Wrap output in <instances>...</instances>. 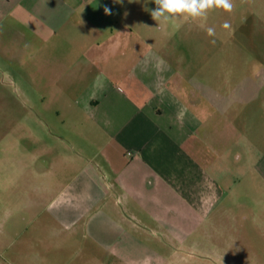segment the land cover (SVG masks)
<instances>
[{"label": "crops", "instance_id": "crops-1", "mask_svg": "<svg viewBox=\"0 0 264 264\" xmlns=\"http://www.w3.org/2000/svg\"><path fill=\"white\" fill-rule=\"evenodd\" d=\"M6 1L29 13L15 20L25 51L40 56V86L85 90L60 101L65 120L40 129V149L31 129L0 128V228L30 216L55 232L59 253L86 250L84 264H155L170 262L208 216L254 210L248 187L264 186V147L251 137L256 118L264 127L262 75L243 77L232 95L222 80L181 94L166 52L145 47L119 5L106 15L98 0ZM45 6L62 14L33 10Z\"/></svg>", "mask_w": 264, "mask_h": 264}, {"label": "rangeland", "instance_id": "rangeland-1", "mask_svg": "<svg viewBox=\"0 0 264 264\" xmlns=\"http://www.w3.org/2000/svg\"><path fill=\"white\" fill-rule=\"evenodd\" d=\"M98 1L103 11V4L109 1H113L111 10L119 5L129 30L144 35L145 47L166 52L168 65L177 72L173 85L181 94L183 87L194 94L200 82L214 86L216 80H222L226 95L245 76L250 80L264 77V0H233L231 12L213 10L206 20L177 18L168 23H158L151 17L156 7L154 0ZM11 7L6 0H0V128L21 132L31 129L32 148L40 149L44 145L40 129L46 125L56 129L65 120L60 101L74 102L85 88L40 86V56L25 51V30L15 20L17 14L28 20L29 13L19 7L13 14ZM34 9L47 18L63 11L54 6ZM226 23L228 27H224ZM209 27L215 29L212 36L207 33ZM255 120L256 130L252 128L251 137L264 147V127L258 123L260 118ZM248 188L254 205L250 214L230 211L208 216L205 225L186 244H175L170 262L158 259L155 264H264V186L252 182ZM26 220L0 228V264H84L86 250L65 247L61 254L52 242L56 240L54 231L31 226L30 216ZM109 264L116 263L111 260Z\"/></svg>", "mask_w": 264, "mask_h": 264}, {"label": "clouds", "instance_id": "clouds-1", "mask_svg": "<svg viewBox=\"0 0 264 264\" xmlns=\"http://www.w3.org/2000/svg\"><path fill=\"white\" fill-rule=\"evenodd\" d=\"M123 3V0H116ZM132 2V0H129ZM155 9L151 10V17L158 23H168L177 18L185 20L207 19L210 11L223 10L231 12L233 10V0H154ZM147 10V9H145ZM106 15H111V9L104 8ZM224 27H228L227 23ZM208 35L212 36L215 29L209 27Z\"/></svg>", "mask_w": 264, "mask_h": 264}]
</instances>
